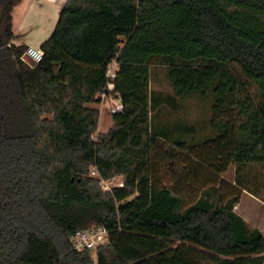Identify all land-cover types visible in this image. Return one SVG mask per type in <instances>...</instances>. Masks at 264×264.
<instances>
[{
  "label": "trees",
  "instance_id": "trees-1",
  "mask_svg": "<svg viewBox=\"0 0 264 264\" xmlns=\"http://www.w3.org/2000/svg\"><path fill=\"white\" fill-rule=\"evenodd\" d=\"M20 2L0 0V264H147L177 244L264 264L234 212L244 192L264 203V0H67L34 67L13 44ZM152 65L172 95L150 90ZM103 94L123 110L94 139ZM191 98L210 105L205 133L159 120ZM92 227L107 245L76 252Z\"/></svg>",
  "mask_w": 264,
  "mask_h": 264
},
{
  "label": "rangeland",
  "instance_id": "rangeland-1",
  "mask_svg": "<svg viewBox=\"0 0 264 264\" xmlns=\"http://www.w3.org/2000/svg\"><path fill=\"white\" fill-rule=\"evenodd\" d=\"M41 4V3H39ZM29 10L25 22L23 20V10ZM46 7L44 5H33L28 6L25 2L20 8H17L15 11V29L18 34H21L19 40L21 42H32L36 44L39 39V35L36 31L39 25H41L42 13ZM46 15V23L48 25L49 20L51 23L57 22L58 15ZM22 21V22H21ZM21 22V26L19 24ZM150 90L159 93L161 95H172V88L166 77V67L163 65H152L150 68ZM252 95H255L254 88L249 89ZM114 96H111V99H104L103 102L96 106L95 109L99 111L100 118L97 132L94 134L93 138L96 139L98 135L105 134L109 131L112 126L111 122V109L114 104ZM160 118L162 122L164 118L169 119L170 121L183 120L189 124L196 126L199 130V133H205L207 128V122L210 117V105L206 101H200L195 98L186 99L181 101L175 113H172L168 108H163L160 112ZM161 149L166 150L167 144H161ZM167 163V161H166ZM164 183L169 182V176L165 172L164 167L162 170ZM222 178L227 182H232L234 179V168L230 167L229 170ZM122 184V178L117 177L108 183L110 189L118 187ZM263 200V199H262ZM262 200L257 199L250 194L244 192L240 196L238 204L234 208V212L242 218L246 223L247 227L250 230L257 229L264 235V203ZM192 248V252L190 248ZM187 246L182 244H177L172 247L170 250L165 252L160 259L148 261L147 264H160L162 262H171L172 264H206L208 261L212 260V254L205 252L194 246ZM199 252V253H197ZM94 258V253H93Z\"/></svg>",
  "mask_w": 264,
  "mask_h": 264
},
{
  "label": "built area",
  "instance_id": "built-area-1",
  "mask_svg": "<svg viewBox=\"0 0 264 264\" xmlns=\"http://www.w3.org/2000/svg\"><path fill=\"white\" fill-rule=\"evenodd\" d=\"M24 56L31 59L37 65L38 63L41 62L43 53L40 49H36L33 47H27L24 53ZM116 72H117V64L115 61H113L109 65L108 70H107V79H108L107 89L109 92L112 91L111 81L115 79ZM111 96H107L103 94L101 96L102 102L104 99H111ZM111 101L114 102V104L112 105L111 112H110L111 115L121 113L123 110L121 102L115 96H114V99ZM90 175L92 177H97L95 171L93 170L91 171ZM106 185H108V183H104V182L101 183V187L103 191L105 192L110 190V188ZM121 186L122 184L119 185L118 187H121ZM107 243H108L107 231L102 227H92L85 231H80L71 238L72 247L76 252H82L85 250L94 251L98 247L107 245Z\"/></svg>",
  "mask_w": 264,
  "mask_h": 264
},
{
  "label": "crops",
  "instance_id": "crops-1",
  "mask_svg": "<svg viewBox=\"0 0 264 264\" xmlns=\"http://www.w3.org/2000/svg\"><path fill=\"white\" fill-rule=\"evenodd\" d=\"M25 2H27L28 6H40V5H44L46 7V9L44 10V13L40 11V13H42L43 17L41 20V25L38 26V28L36 29L38 35H39V39L36 44H32V42L26 41V42H21L22 40H19L21 34H18L16 29H15V11L17 8H20V6H22ZM67 0H21L20 4L15 7L14 11H13V34L16 37L15 40L13 41V44L15 46H25V47H33L36 49H40V46L42 45V43H44L54 32V29L56 27L55 23H51V20H49L48 25L45 24L46 21V15H49L48 13H51L50 15L52 16L53 14L55 15H59L61 8L66 4ZM41 3V4H39ZM29 10H23L22 14H23V20L25 22V18L27 17V13ZM21 21V22H22ZM58 21V19H57ZM21 22L19 24V27L21 26ZM98 106V105H96ZM89 108H95V105H89Z\"/></svg>",
  "mask_w": 264,
  "mask_h": 264
},
{
  "label": "water",
  "instance_id": "water-1",
  "mask_svg": "<svg viewBox=\"0 0 264 264\" xmlns=\"http://www.w3.org/2000/svg\"><path fill=\"white\" fill-rule=\"evenodd\" d=\"M23 61L25 62V63H27L29 66H31V67H34L36 64L31 60V59H29L28 57H26V56H23Z\"/></svg>",
  "mask_w": 264,
  "mask_h": 264
}]
</instances>
